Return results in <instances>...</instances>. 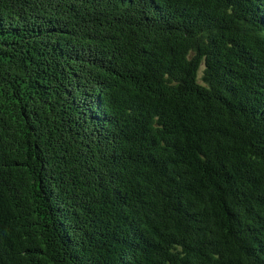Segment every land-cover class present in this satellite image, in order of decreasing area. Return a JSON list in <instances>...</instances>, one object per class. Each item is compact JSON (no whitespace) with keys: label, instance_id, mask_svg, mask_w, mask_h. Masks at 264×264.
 Returning a JSON list of instances; mask_svg holds the SVG:
<instances>
[{"label":"trees","instance_id":"1","mask_svg":"<svg viewBox=\"0 0 264 264\" xmlns=\"http://www.w3.org/2000/svg\"><path fill=\"white\" fill-rule=\"evenodd\" d=\"M0 264H264V0H0Z\"/></svg>","mask_w":264,"mask_h":264},{"label":"rangeland","instance_id":"2","mask_svg":"<svg viewBox=\"0 0 264 264\" xmlns=\"http://www.w3.org/2000/svg\"><path fill=\"white\" fill-rule=\"evenodd\" d=\"M204 68L201 67L199 72H198V76H197V80H198V83L201 84V85H204V82H203V71Z\"/></svg>","mask_w":264,"mask_h":264}]
</instances>
